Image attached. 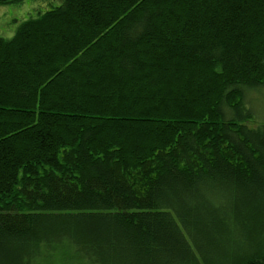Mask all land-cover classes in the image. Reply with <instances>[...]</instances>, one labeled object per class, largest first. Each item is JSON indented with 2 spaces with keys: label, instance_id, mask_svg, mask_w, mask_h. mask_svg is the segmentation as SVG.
Masks as SVG:
<instances>
[{
  "label": "trees",
  "instance_id": "trees-1",
  "mask_svg": "<svg viewBox=\"0 0 264 264\" xmlns=\"http://www.w3.org/2000/svg\"><path fill=\"white\" fill-rule=\"evenodd\" d=\"M261 88L264 0L22 22L0 38V264H264Z\"/></svg>",
  "mask_w": 264,
  "mask_h": 264
},
{
  "label": "rangeland",
  "instance_id": "rangeland-1",
  "mask_svg": "<svg viewBox=\"0 0 264 264\" xmlns=\"http://www.w3.org/2000/svg\"><path fill=\"white\" fill-rule=\"evenodd\" d=\"M60 5V0H23L20 3L0 6V38L9 40L13 37L19 25L36 18L43 12ZM245 106L253 112V121L250 127L264 124V89L247 91Z\"/></svg>",
  "mask_w": 264,
  "mask_h": 264
}]
</instances>
